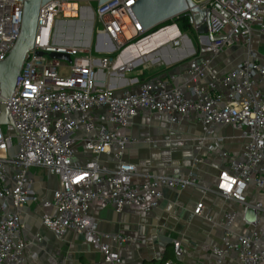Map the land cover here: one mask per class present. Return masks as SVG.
Returning a JSON list of instances; mask_svg holds the SVG:
<instances>
[{"label":"built area","instance_id":"2783aa9c","mask_svg":"<svg viewBox=\"0 0 264 264\" xmlns=\"http://www.w3.org/2000/svg\"><path fill=\"white\" fill-rule=\"evenodd\" d=\"M138 1L110 0L95 10L90 4L55 1L40 9L34 48L6 102L12 125L0 127V264H25L29 244L22 235L20 210L30 204L44 211L43 226L59 240L74 232L97 250L101 259L93 264H123L109 241L122 246L130 240L100 234L90 215L92 204L109 205L116 213L132 207L148 212L159 208L164 189L184 191L198 186L195 174L152 175L146 182H135L140 178L138 168L124 159L129 139L119 132L130 128L142 111L169 116L173 124L190 112L198 113L206 136L214 126H230L237 132L243 142L240 156L220 150L219 142L210 151L224 160L218 194L240 206L243 215L224 214L221 245L209 249L211 259L198 264H264V199L251 202L249 198L252 189L264 195V56L253 46L255 37L264 38V0H192L209 12L208 22L205 19L201 25L208 24L213 37H224L211 43L208 36L197 34L212 57L237 44L246 47L245 58L229 72L216 73L212 59H193L184 85L177 83L178 76L165 74L145 81L132 78L118 92L111 85H101L100 76L122 78L133 72L130 64L119 65L127 50L158 34H171L164 42L176 48L187 40V36L173 37L174 27L169 26L157 34L144 32L131 8ZM23 9L22 1L0 0V62L20 37ZM73 22H93L95 50L103 53L101 58L91 49L65 44V36L57 34L58 26ZM200 26L192 25L193 32ZM51 53L69 55L71 61L53 60ZM63 68L65 75L60 73ZM99 112L105 120L95 119ZM80 133L92 156L84 164L74 154ZM106 155L111 156L113 167L102 161ZM200 163L196 159L193 167ZM34 169L58 178L60 187L50 199L35 193ZM249 208L256 213L253 223L245 219ZM203 210V204H198L194 214L203 217ZM239 223L243 228L238 232ZM173 247L176 258H181V242L174 241Z\"/></svg>","mask_w":264,"mask_h":264},{"label":"crops","instance_id":"0c3cea01","mask_svg":"<svg viewBox=\"0 0 264 264\" xmlns=\"http://www.w3.org/2000/svg\"><path fill=\"white\" fill-rule=\"evenodd\" d=\"M58 35H63V31L59 30ZM157 39L154 37L142 43H153ZM254 40L258 41V45H264V38L256 37ZM140 44L127 50L119 64H130L134 71L124 74L122 78L102 74L99 81L101 85H111L121 92L128 87L132 78L145 81L165 74L178 76L177 83L184 85V74L193 59H212L214 71L222 75L236 67L246 55L243 44L227 48L215 58L208 48L199 46L196 49L193 44L192 53L187 41L183 40L180 47L176 48L173 44L162 47L164 56L158 57L162 60H154V56L151 61L142 65L138 59L128 57L135 53ZM164 44L166 42L161 41V45ZM256 50L259 51V48ZM104 117L102 112L95 114L98 121L105 120ZM119 134L129 139L124 159L137 166L140 178L135 180L136 183L146 182L147 177L152 175L189 174H195L199 182L197 187L184 191L164 189V199L159 208L148 212L132 207L123 213H116L109 205L94 202L90 215L97 231L111 238L120 236L130 240L122 246L109 241L113 249L119 251L123 264H160L164 258L166 262L174 264L207 262L211 259L209 249L219 247L222 243L224 214L235 211L243 215L240 206L227 203L218 194V180L224 160L219 154L210 151L219 142L220 150L232 157L240 156L243 142L238 138L237 132L230 126H214L206 136L198 113L190 112L180 123L173 124L169 116L142 111L132 126ZM84 137L83 133L78 134L79 140L74 147L76 160L80 164L92 159L85 149ZM196 159H201L202 163L194 168ZM102 161L113 167L111 156H103ZM31 173L34 176L35 193L41 199H50L52 193L60 187L58 178L50 176L45 170L34 169ZM249 198L251 202H257L264 199V195L252 189ZM2 204L0 202V212ZM198 204H203V217L194 214ZM7 206L8 211H11L10 203ZM43 214L44 211L38 204H30L20 210L22 235L29 244L25 264H93L101 259V254L88 245L81 235L69 232L59 240L43 226ZM204 216L211 221L205 220ZM242 228L239 223L236 231L239 232ZM174 241L182 244L184 254L181 258H176L174 254Z\"/></svg>","mask_w":264,"mask_h":264},{"label":"water","instance_id":"95a60500","mask_svg":"<svg viewBox=\"0 0 264 264\" xmlns=\"http://www.w3.org/2000/svg\"><path fill=\"white\" fill-rule=\"evenodd\" d=\"M23 2V23L22 30L18 41L11 50L5 60L0 62V127L12 125V119L6 102L11 99L15 92L17 80L21 73V69L26 60L28 53L33 50L35 43V35L38 26L39 12L42 7L51 2H76L83 4L96 3L101 6L110 0H19ZM134 15L142 29L147 34H151L154 30L169 21H174L183 15L190 17L191 25L200 26L202 22L209 19V12L200 10L194 5L192 0H139L132 7ZM93 19V16H92ZM90 24H93L91 22ZM175 36L180 35L176 25L173 26ZM157 32V31H156ZM153 34V33H152ZM156 34V33H154ZM197 34L200 36H208L211 43H217L224 37H213L209 32V25H201ZM187 41L188 47L192 48V43ZM71 44H69L70 46ZM193 53V50L191 49ZM39 56L43 54L39 53ZM50 58L53 60L70 62V56L60 53H51ZM246 221L253 223L256 220V213L249 208L245 214Z\"/></svg>","mask_w":264,"mask_h":264},{"label":"rangeland","instance_id":"374dc122","mask_svg":"<svg viewBox=\"0 0 264 264\" xmlns=\"http://www.w3.org/2000/svg\"><path fill=\"white\" fill-rule=\"evenodd\" d=\"M88 5L89 4H86V6H88ZM90 5H91L93 10H95L97 7L96 3H91ZM174 25H177L176 22H173L171 25H169V27H173ZM59 30L63 31V35L65 36L64 40L66 41V43H69L71 45L81 44L83 47L91 49L92 53L95 56H97L99 58H101L103 56V53H98L95 50L96 31L92 29V24H90V23L85 24L84 23V24L78 25V24L74 23V24H69L68 26H64V27L58 26L57 34H58ZM160 31H162V28L159 29L155 33L157 34ZM178 31L180 33V38H178L179 40H181L182 37L187 36L188 40L191 41V43L193 44V46L196 49L199 46L203 47L201 45L202 43L200 42V39H199L197 33L192 32V31H184L181 27H178ZM170 35L166 34L165 36H163L162 34H158L156 36H158V37L161 36L162 38L157 37L158 39L156 41H154L153 43H149V42L141 43L140 46L138 47V49L135 50V53L132 56H128L129 59L130 58L131 59H138L139 62L142 63V65L151 61V59L154 56H156V58H154V60H158V59L162 60V58L164 56V52H163L162 47H167V45H170L171 42H167L166 44L161 45V41H164V39L168 38ZM172 36L174 37V35H172ZM253 46L256 47L255 49L259 48V53L264 55V45H261V44L258 45V41L254 40ZM158 57H162V58H158ZM60 73L62 75H65L66 74L65 69L63 68V70H60Z\"/></svg>","mask_w":264,"mask_h":264},{"label":"trees","instance_id":"16d2710c","mask_svg":"<svg viewBox=\"0 0 264 264\" xmlns=\"http://www.w3.org/2000/svg\"><path fill=\"white\" fill-rule=\"evenodd\" d=\"M173 22H176L177 26L181 27L184 31H192L193 32V27H192L191 22H190V17L187 15H183L174 21L166 22L165 24L160 26L158 29L154 30V32H152V33H155L156 31H158L159 29H161L163 27L171 25ZM115 57H116V55L113 56V58H115ZM165 262H166V258H164L160 264H164Z\"/></svg>","mask_w":264,"mask_h":264},{"label":"bare ground","instance_id":"6f19581e","mask_svg":"<svg viewBox=\"0 0 264 264\" xmlns=\"http://www.w3.org/2000/svg\"><path fill=\"white\" fill-rule=\"evenodd\" d=\"M152 34V33H151ZM158 38H162L161 36L160 37H158ZM172 45V44H171ZM144 59V58H143ZM134 61V60H133ZM129 66H132V65H129Z\"/></svg>","mask_w":264,"mask_h":264}]
</instances>
